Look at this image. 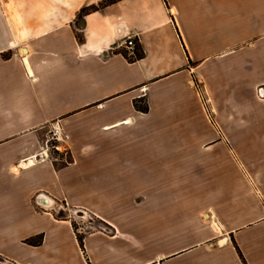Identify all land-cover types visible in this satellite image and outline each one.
Segmentation results:
<instances>
[{
	"label": "crops",
	"instance_id": "obj_1",
	"mask_svg": "<svg viewBox=\"0 0 264 264\" xmlns=\"http://www.w3.org/2000/svg\"><path fill=\"white\" fill-rule=\"evenodd\" d=\"M108 1L0 0V264H264L262 192L207 179L189 143L208 135L193 83L264 86V0ZM54 123L75 158L60 170L39 161ZM170 198L210 204L150 227L114 215ZM64 202L104 229L76 232Z\"/></svg>",
	"mask_w": 264,
	"mask_h": 264
},
{
	"label": "rangeland",
	"instance_id": "obj_2",
	"mask_svg": "<svg viewBox=\"0 0 264 264\" xmlns=\"http://www.w3.org/2000/svg\"><path fill=\"white\" fill-rule=\"evenodd\" d=\"M190 88L195 93V98L200 108V115L205 121L208 135L204 138L189 140V143L190 146L196 147L199 153L198 156H201L199 159L203 161L206 167L204 169L208 171L206 178H222L228 181L229 190L234 189L237 183H241L245 196L252 191L257 192V190H260L262 192L260 198L263 201L264 97L261 96L260 92L264 89V86H235L230 80L225 86H205L201 82L196 81L195 86H190ZM140 107L146 108L148 103L144 102ZM57 125L62 129L60 123H54L51 129ZM50 130L46 131L43 152L46 150L47 135ZM179 142L180 145H184L182 140H179ZM170 144L172 145V143ZM71 151L67 143V153L59 154L51 151V155L46 160L52 161L57 170L63 169L75 162ZM176 156L168 153L165 157H161L162 159H155V163L166 164V168L168 169L169 167V171H171L173 169L170 167L174 165L172 159ZM201 170L203 169L201 168ZM192 172L194 173H190L192 180L197 178L196 175L201 174L200 170ZM154 173L156 174V171ZM120 182L118 180V185ZM169 189H174L175 194L177 191L182 194L186 193L190 187L181 186ZM204 189L213 192L208 187ZM117 190L119 191L120 189L118 188ZM256 192L254 193L258 194ZM170 193L172 194V192ZM181 194L180 196H182ZM187 199L189 198H182L177 201L170 198L149 203H142L135 199L132 204L120 202L119 200L120 203L115 204L116 209H118L114 215H118L121 218L118 220L120 226L140 227L142 222L145 224L148 222L150 227V225H155L159 216L163 213L177 211L183 214L191 211H201L206 210L210 204L196 203L192 204L193 207H190L191 203ZM65 208L71 209L74 214L72 219L76 232H80L82 229L92 231L104 229L105 226L98 220H94V216L90 218L87 214L82 215L80 212H84L83 210L71 208L67 202L58 203L55 206L57 217L61 218L66 215ZM134 248L140 253L147 251L146 247L142 248L140 244H137ZM148 251L156 252L157 249L150 247Z\"/></svg>",
	"mask_w": 264,
	"mask_h": 264
},
{
	"label": "built area",
	"instance_id": "obj_3",
	"mask_svg": "<svg viewBox=\"0 0 264 264\" xmlns=\"http://www.w3.org/2000/svg\"><path fill=\"white\" fill-rule=\"evenodd\" d=\"M118 46L126 48L130 52V58H136L138 52V43L134 36L127 37ZM193 86H195V83H193ZM144 91H146V89H144ZM47 137L46 150L42 153L39 161H45L48 159L51 155V151H55L59 154L67 153V142L69 141V138L58 125L49 131ZM47 154L48 157L44 158V156L46 157ZM41 198L36 200V205L42 209V211L47 212L49 207L42 203Z\"/></svg>",
	"mask_w": 264,
	"mask_h": 264
},
{
	"label": "trees",
	"instance_id": "obj_4",
	"mask_svg": "<svg viewBox=\"0 0 264 264\" xmlns=\"http://www.w3.org/2000/svg\"><path fill=\"white\" fill-rule=\"evenodd\" d=\"M113 1H115V0H110V1H108L107 3H110V2H113ZM93 9H95V8H93ZM86 11H89V10H85L84 12H86ZM142 57V54H141V52L138 50V52H137V55H136V58H141ZM136 107H139L138 105H136ZM143 112H148V107H146V108H141V107H139ZM42 238H39L38 240H30V241H28V243L30 244V245H34V246H37V245H40L41 243H42Z\"/></svg>",
	"mask_w": 264,
	"mask_h": 264
},
{
	"label": "water",
	"instance_id": "obj_5",
	"mask_svg": "<svg viewBox=\"0 0 264 264\" xmlns=\"http://www.w3.org/2000/svg\"><path fill=\"white\" fill-rule=\"evenodd\" d=\"M41 201H43L44 205H47L48 201L45 198H41ZM82 215H84V212H80Z\"/></svg>",
	"mask_w": 264,
	"mask_h": 264
},
{
	"label": "bare ground",
	"instance_id": "obj_6",
	"mask_svg": "<svg viewBox=\"0 0 264 264\" xmlns=\"http://www.w3.org/2000/svg\"><path fill=\"white\" fill-rule=\"evenodd\" d=\"M260 94H261L262 97H264V89H262V91L260 92Z\"/></svg>",
	"mask_w": 264,
	"mask_h": 264
}]
</instances>
